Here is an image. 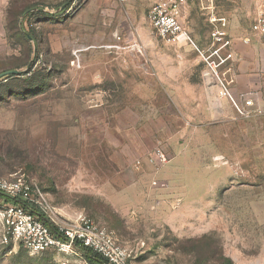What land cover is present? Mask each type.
<instances>
[{"label":"rangeland","instance_id":"obj_1","mask_svg":"<svg viewBox=\"0 0 264 264\" xmlns=\"http://www.w3.org/2000/svg\"><path fill=\"white\" fill-rule=\"evenodd\" d=\"M158 1L88 0L69 18L68 0L34 3L51 12L24 16L35 40L18 28L0 52V74L33 59L0 81V178L43 189L54 226L84 217L112 232L129 264H264V120L238 114L242 91L226 99L233 123L222 117L198 59L211 16L241 37L261 4L185 0L171 46L147 23ZM2 239L0 223V264H90Z\"/></svg>","mask_w":264,"mask_h":264},{"label":"built area","instance_id":"obj_2","mask_svg":"<svg viewBox=\"0 0 264 264\" xmlns=\"http://www.w3.org/2000/svg\"><path fill=\"white\" fill-rule=\"evenodd\" d=\"M88 0H68L63 17L69 18L76 14ZM258 11L250 31L264 44V0ZM185 0H164L153 4L147 12V22L154 34L167 45H177L186 36L184 23L180 15V8ZM209 23L213 29L209 34L210 46L205 51H199L200 63H205L209 71H202L205 81H209L217 87L219 98L230 97V85L232 79L227 78L232 62V38L227 31V20L224 17L211 16ZM246 39L244 43H247ZM132 48L137 47L135 41ZM209 53V54H206ZM75 58L72 66H78ZM254 102L244 99L238 108V114L242 118H249L253 114H261L259 109H252ZM155 159L160 163L166 162L165 156L160 150L155 152ZM0 193L15 201L5 203L0 198V223L3 228V243L11 241L19 244L31 254H39L48 251L61 253H77V246L89 248L95 254L107 261L108 264H129V254L116 240L114 234L102 228L92 221L80 217L70 226H55V234L39 220L31 211L35 208L45 215L47 220L51 218L50 207L45 199V192L40 187L30 182L23 176L10 179L0 178Z\"/></svg>","mask_w":264,"mask_h":264},{"label":"crops","instance_id":"obj_3","mask_svg":"<svg viewBox=\"0 0 264 264\" xmlns=\"http://www.w3.org/2000/svg\"><path fill=\"white\" fill-rule=\"evenodd\" d=\"M37 1L38 0H0V52L11 49L10 44L13 36L11 26H14L15 32L18 31V28L22 32V20L28 12L35 10L39 13H51L47 10V7L43 10L37 9L36 4H34ZM90 1L91 0H89V2ZM64 4L65 1H62L61 6ZM260 9L261 5L259 10ZM229 27L228 25L227 31L232 38V47L230 48V52H232V62L230 63V71L227 74V78L232 79L230 92L235 94L236 92L242 91L247 94L249 99L254 102V107L252 109H259L261 111V114L254 113V116H251L250 119L259 116L256 118H262L260 120H264V44L250 31V29L247 35L234 37L229 31ZM246 39L248 42L244 43ZM210 85L217 91V87L214 84L210 83ZM221 100H224V98ZM225 100L220 104L221 116L233 123V119L237 116H235L234 109L231 107L228 100ZM246 121L247 120H242V123ZM193 133L196 137L199 136L202 138L203 136L199 129H196Z\"/></svg>","mask_w":264,"mask_h":264},{"label":"trees","instance_id":"obj_4","mask_svg":"<svg viewBox=\"0 0 264 264\" xmlns=\"http://www.w3.org/2000/svg\"><path fill=\"white\" fill-rule=\"evenodd\" d=\"M12 23H14V22H12ZM11 31L12 32L14 31V26H11ZM22 32H23L26 40H28L27 37H26V34L32 38V41L35 40L33 35H32V33H30V31H29V34L24 32V30H22ZM14 77L15 76H7V77H4L3 79L6 80V79H9V78H14ZM42 191H44V190L42 189ZM0 198L3 199L5 203H12V204L15 203V201L3 196L1 193H0ZM30 209L39 218V220L42 221L50 229V231L55 234V230H56L55 226L52 225L51 222H49L47 220L45 215L43 213H41L39 210L35 209V208H30ZM76 249H77V252L80 253L82 255V257L90 264H108L107 261L102 259L99 255L95 254L89 248H86V247H83V246H77Z\"/></svg>","mask_w":264,"mask_h":264},{"label":"water","instance_id":"obj_5","mask_svg":"<svg viewBox=\"0 0 264 264\" xmlns=\"http://www.w3.org/2000/svg\"><path fill=\"white\" fill-rule=\"evenodd\" d=\"M26 37L29 41H32V38L30 36H28L27 34H26ZM32 62H33V59L28 63L26 68L22 71L10 70V71H7L5 73H1L0 74V80L3 79L4 77H7V76H18V75L25 74L30 69Z\"/></svg>","mask_w":264,"mask_h":264}]
</instances>
